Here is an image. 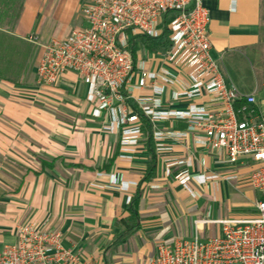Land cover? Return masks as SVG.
Listing matches in <instances>:
<instances>
[{"label":"crops","instance_id":"obj_1","mask_svg":"<svg viewBox=\"0 0 264 264\" xmlns=\"http://www.w3.org/2000/svg\"><path fill=\"white\" fill-rule=\"evenodd\" d=\"M84 1L0 0V249L16 241L18 224L34 223L60 231L62 245L93 264H145L159 242L221 233L219 223L199 219L256 215L259 194L247 179L252 165L230 164L224 153L196 146L190 136L159 154L147 127L133 157L121 159L117 135L101 129L103 117L90 115L76 73L65 72L56 85L38 83L42 44L76 29L68 18ZM203 3L211 57L228 82L254 94L264 115V0ZM173 125L184 127L182 121ZM164 158L189 164L172 166L167 176ZM150 162L154 168L145 178ZM185 167L191 175L215 177L190 180L192 195L174 178ZM98 171L117 174L128 188L92 185L107 181ZM230 174L237 177L225 179ZM230 190L242 191L250 210L210 216L211 201Z\"/></svg>","mask_w":264,"mask_h":264},{"label":"built area","instance_id":"obj_2","mask_svg":"<svg viewBox=\"0 0 264 264\" xmlns=\"http://www.w3.org/2000/svg\"><path fill=\"white\" fill-rule=\"evenodd\" d=\"M81 12L85 26L42 44L37 81L52 86L65 72L76 73L90 115L103 117L101 129L117 135L119 158L133 157L147 127L159 154L190 136L196 146L224 153L230 164L253 167L247 179L259 194L256 215L199 219L219 223L221 234L159 242L145 264H264V115L255 108L254 94L228 82L211 57L203 0H90ZM137 35L156 47L148 48ZM175 121L184 127H175ZM182 164L189 163L164 158V174ZM96 175L107 181L92 185L129 186L115 173ZM214 177L191 175L186 167L174 174L192 195L190 180ZM15 233L16 241L0 249V264H93L64 247L58 230L20 223Z\"/></svg>","mask_w":264,"mask_h":264},{"label":"rangeland","instance_id":"obj_3","mask_svg":"<svg viewBox=\"0 0 264 264\" xmlns=\"http://www.w3.org/2000/svg\"><path fill=\"white\" fill-rule=\"evenodd\" d=\"M87 2L88 1L85 0L78 6L77 10L73 11L72 19L71 16H69L68 19H70L69 22L72 24V28L81 27L78 26L81 20L84 19V16L81 14V9ZM247 206L248 204L242 195V191L230 190L227 194L220 196L217 201H211L209 206L210 216H215L216 214L221 216H243L250 210ZM200 238L203 237L200 236Z\"/></svg>","mask_w":264,"mask_h":264},{"label":"trees","instance_id":"obj_4","mask_svg":"<svg viewBox=\"0 0 264 264\" xmlns=\"http://www.w3.org/2000/svg\"><path fill=\"white\" fill-rule=\"evenodd\" d=\"M17 14H18V11L15 12L14 16H17ZM137 37L148 48L153 49V48L156 47V42L152 41L151 39H148V38H146V37H144L142 35H137ZM148 168H149L148 169V174H147V176L145 178H147L149 175H151V173L153 171L154 166H153V163L152 162L149 163V167ZM133 214H135V210L134 209H133Z\"/></svg>","mask_w":264,"mask_h":264}]
</instances>
